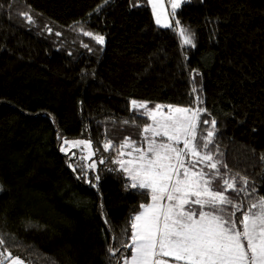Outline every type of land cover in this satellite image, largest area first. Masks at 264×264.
<instances>
[{"label":"trees","instance_id":"trees-1","mask_svg":"<svg viewBox=\"0 0 264 264\" xmlns=\"http://www.w3.org/2000/svg\"><path fill=\"white\" fill-rule=\"evenodd\" d=\"M174 17L158 25L144 0H0V264H123L130 218L151 202L115 163L151 123L133 99L206 109L209 151L249 181L228 195L264 196V0H190ZM78 138L98 170L61 150Z\"/></svg>","mask_w":264,"mask_h":264},{"label":"snow or ice","instance_id":"snow-or-ice-1","mask_svg":"<svg viewBox=\"0 0 264 264\" xmlns=\"http://www.w3.org/2000/svg\"><path fill=\"white\" fill-rule=\"evenodd\" d=\"M144 3L151 6L158 25L173 27L164 12L163 0H144ZM169 3L174 14L182 0H169ZM178 31L183 44L195 47L191 35L185 34L186 29ZM85 35L93 36V33ZM94 39L101 45L105 42L102 35H95ZM130 108L149 118L151 123L143 127L139 146L131 138L124 139L117 149L115 163L130 178L126 188L150 195L151 202L139 205L141 210L130 218L131 243L124 247L131 249V254L121 257L123 264H264V196L249 201L245 207L243 200L235 202L228 195L229 191L249 195V181L240 177L242 186L238 187L236 177L220 171L221 166L227 165L216 160L212 152L204 151L214 139V119L210 122L213 128L198 141V120L206 109L159 104L149 109L147 102L135 99L130 101ZM63 143L70 147L84 145L90 150L89 158L95 155L90 141L64 140ZM103 147L109 150L112 142H105ZM126 148L131 151L125 153ZM125 154L129 159L122 158ZM202 164L207 171L200 167ZM95 166L90 163L87 167ZM237 212L241 214L239 220ZM12 264L24 262L17 257Z\"/></svg>","mask_w":264,"mask_h":264},{"label":"rangeland","instance_id":"rangeland-1","mask_svg":"<svg viewBox=\"0 0 264 264\" xmlns=\"http://www.w3.org/2000/svg\"><path fill=\"white\" fill-rule=\"evenodd\" d=\"M188 2H190V0H182V3H181V5H180V7L183 5V4H186V3H188ZM163 3H164V12L167 14V17H168V20H169V22L173 25V28H175V29H177L176 27H177V24H176V21H175V17H174V15H175V13L179 10V8H177V9H175V11H174V14H173V10H172V8H171V5H170V3H169V0H163ZM154 14V13H153ZM154 17H155V15H154ZM163 15H162V17H161V19L163 20ZM161 26V25H160ZM163 27V26H162ZM163 106H167V105H163ZM172 106H175V105H172ZM175 107H180V106H175ZM149 109H151L150 107H148ZM163 111L165 112V113H167L168 112V109H167V107H164V109H163ZM202 121H201V115H200V117H199V120H198V128H197V132H198V141L201 139V137L202 136H206V134H207V130H210V129H205V128H202ZM149 135H150V133H149ZM159 139V138H158ZM66 140H68V141H90L91 142V151L92 152H94L95 153V155H92L90 158H89V149L86 147V146H84V145H81V146H79V147H70L69 145H65L64 143H63V145H62V148H67L68 149V151H63V152H65V153H69V152H72V153H77V152H79L80 153V157H81V159L85 162V164L88 166V164H90V163H95V168H89V169H94V170H98L99 168H100V166H101V161H103V159L101 158V157H99L98 155H97V152H96V149H95V147H94V145H93V143H92V141L91 140H89V139H87V138H78V139H66ZM201 142H203V141H201ZM147 145H146V143L144 144V147H146ZM181 146H182V144H181ZM209 147H210V144L208 145V149H205L204 151H209ZM125 153H127L128 151H131V148H126L125 150ZM213 155H214V157H215V159L216 160H219V161H222L221 160V158L220 157H218V155H216V154H214L213 153ZM123 159H125V160H127V159H129V157L125 154L123 157H122ZM200 167H204L205 168V170L207 171V168H206V166L205 165H200ZM220 171L222 172V173H227V175L229 176V177H233V175L232 174H230V172H227V171H223L222 170V166H221V168H220ZM234 177H236V179H237V185H239V183H241V181H240V178H239V176H234ZM213 187H216V184H214L213 185ZM130 243H131V241H130ZM8 264H12V261H10Z\"/></svg>","mask_w":264,"mask_h":264},{"label":"crops","instance_id":"crops-1","mask_svg":"<svg viewBox=\"0 0 264 264\" xmlns=\"http://www.w3.org/2000/svg\"><path fill=\"white\" fill-rule=\"evenodd\" d=\"M223 170V169H222ZM224 171V170H223Z\"/></svg>","mask_w":264,"mask_h":264}]
</instances>
